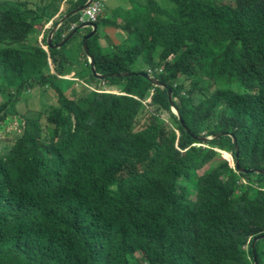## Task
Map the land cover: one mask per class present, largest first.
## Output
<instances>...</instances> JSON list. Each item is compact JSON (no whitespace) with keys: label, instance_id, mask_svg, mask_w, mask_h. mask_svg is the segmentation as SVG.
<instances>
[{"label":"trees","instance_id":"16d2710c","mask_svg":"<svg viewBox=\"0 0 264 264\" xmlns=\"http://www.w3.org/2000/svg\"><path fill=\"white\" fill-rule=\"evenodd\" d=\"M101 1L0 0V264H264V0Z\"/></svg>","mask_w":264,"mask_h":264},{"label":"water","instance_id":"95a60500","mask_svg":"<svg viewBox=\"0 0 264 264\" xmlns=\"http://www.w3.org/2000/svg\"><path fill=\"white\" fill-rule=\"evenodd\" d=\"M92 0H89V2L83 6L82 8L76 10L75 12L73 13H69L68 15L64 16L60 21H59V25L60 26L65 20H67L69 18V16L75 14V13H78L80 11H83L87 6L88 4H90ZM91 26L93 27V32L95 30V25L94 24H91ZM58 30V27H56V29L53 30V32L50 34L49 38H48V42L49 44L51 43V40H52V37L54 36L55 32ZM80 30V27L78 30H75L71 35H69L62 43L60 46L62 45H65L68 41H70L73 36ZM92 32V34H93ZM91 34V35H92ZM91 38V36L85 38L84 40V50L86 51V54L89 55L88 53V48H87V42L88 40ZM58 46V48L60 47ZM90 66H91V71L93 73V76L96 78V79H102L104 78V75H99L95 72L94 70V65H93V61H92V58L90 57ZM146 78L149 79L152 83H154L155 85L157 86H161L163 88H167L166 84L165 83H162V82H159L158 80H155L154 78H152L151 76L149 75H146ZM168 98H169V102H170V105L172 107V109L174 110L175 114L179 117L180 119V122L181 124L184 126V121H183V117L181 116L180 112H179V109L175 106L174 104V100H173V97H172V91L171 89H168ZM227 136H229V133H226ZM230 136L233 138V142L235 143V151H236V156L238 157L239 156V145H238V142H237V139L232 135L230 134ZM196 138V137H195ZM198 139H201L203 141H210V140H214L216 139L215 136L213 137H207V138H198ZM235 167L236 169L238 170L239 173H243V174H249V173H262L264 174V171L262 170H253V169H246V168H243V167H240L239 166V162L238 161H235ZM260 239H264V236H258L256 238H254L253 240V244H252V248H253V253L255 255V244L257 243L258 240ZM255 259V258H254Z\"/></svg>","mask_w":264,"mask_h":264},{"label":"rangeland","instance_id":"374dc122","mask_svg":"<svg viewBox=\"0 0 264 264\" xmlns=\"http://www.w3.org/2000/svg\"><path fill=\"white\" fill-rule=\"evenodd\" d=\"M67 1L65 0V2L61 5V11L64 10L63 14L66 13V11H67V7L65 6V5H68ZM103 2L106 3V6L103 7V10L101 13V18L103 20H107V19L116 20L117 19V21H120V19L115 15L114 9L119 10L121 12H124L127 9V5L129 4L130 0H128V1H126V0H104ZM50 12H52V10ZM34 38H38V43H40L42 40V35L39 36L37 34L36 36H34ZM117 40H119L118 37H117ZM100 45L102 46V43ZM42 47H44V46L42 45ZM48 101L51 102L52 100L48 99ZM27 103H34V104H36L37 108L39 107L38 106V98H35V100L28 99ZM211 108L212 107H209V112H208L210 117L212 115ZM168 117L169 116H167L166 114H163V118L166 121L164 123L163 127H171L173 129V124L171 123V121ZM176 128L178 129V127H176ZM179 134H181L180 131H179ZM214 136L216 137L217 140H219L221 137H226L227 135H226V132H219V133L215 134ZM224 156L227 158H230V156H228V155H224ZM219 158H220V155H217L216 159H219ZM210 171H211V167H206V168L202 169L199 172V174L204 175V174L209 173ZM17 242H20V241L17 240ZM2 249H3V253H4L5 249L4 248H2ZM2 258L4 259V258H6V256L3 255Z\"/></svg>","mask_w":264,"mask_h":264},{"label":"clouds","instance_id":"9594fccd","mask_svg":"<svg viewBox=\"0 0 264 264\" xmlns=\"http://www.w3.org/2000/svg\"><path fill=\"white\" fill-rule=\"evenodd\" d=\"M179 118V117H178ZM179 121H180V119H179ZM181 123V122H180ZM183 126V125H182ZM184 126H185V124H184ZM171 128V127H170ZM172 129V128H171ZM173 129H174V131L176 132V134H177V136L179 137L180 136V134H179V131L177 130V129H175L174 127H173ZM229 134H231V133H229ZM233 135V134H232ZM195 136V135H194ZM234 136V135H233ZM195 137H198V136H195ZM210 137H213V136H210ZM231 137V136H230ZM235 137V136H234ZM207 138V137H206ZM232 138V137H231ZM215 140H217V139H214V140H210V141H204V142H212V141H215ZM232 140H233V138H232ZM234 143V142H233ZM234 146H235V143H234ZM239 149H240V147H239ZM220 153H223L222 151H219ZM228 156H230L229 154H227ZM229 159V161H230V164L233 166H235V163H233V158L230 156V158H228ZM236 168V167H235ZM20 242H22V241H20ZM20 242H18V243H20ZM1 256H3V253H2V255Z\"/></svg>","mask_w":264,"mask_h":264},{"label":"built area","instance_id":"2783aa9c","mask_svg":"<svg viewBox=\"0 0 264 264\" xmlns=\"http://www.w3.org/2000/svg\"><path fill=\"white\" fill-rule=\"evenodd\" d=\"M96 11L97 13L99 12L98 3H97V6L96 4L92 6V8L87 11V13L90 15H93Z\"/></svg>","mask_w":264,"mask_h":264},{"label":"crops","instance_id":"0c3cea01","mask_svg":"<svg viewBox=\"0 0 264 264\" xmlns=\"http://www.w3.org/2000/svg\"><path fill=\"white\" fill-rule=\"evenodd\" d=\"M102 2V5H103V7H104V4H106V3H104L103 1H101Z\"/></svg>","mask_w":264,"mask_h":264}]
</instances>
